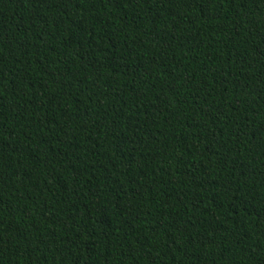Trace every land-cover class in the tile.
Listing matches in <instances>:
<instances>
[{
  "label": "trees",
  "instance_id": "obj_1",
  "mask_svg": "<svg viewBox=\"0 0 264 264\" xmlns=\"http://www.w3.org/2000/svg\"><path fill=\"white\" fill-rule=\"evenodd\" d=\"M0 264H264V0H0Z\"/></svg>",
  "mask_w": 264,
  "mask_h": 264
}]
</instances>
